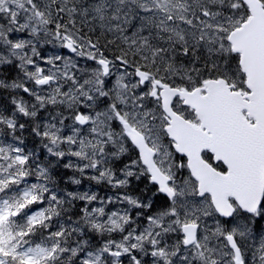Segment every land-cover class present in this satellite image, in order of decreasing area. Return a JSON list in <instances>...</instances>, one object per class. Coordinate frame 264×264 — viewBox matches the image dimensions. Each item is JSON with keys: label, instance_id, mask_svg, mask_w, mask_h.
<instances>
[{"label": "snow or ice", "instance_id": "obj_1", "mask_svg": "<svg viewBox=\"0 0 264 264\" xmlns=\"http://www.w3.org/2000/svg\"><path fill=\"white\" fill-rule=\"evenodd\" d=\"M54 42L69 55H41ZM14 63L25 79L0 89L35 103L0 110V264H264V0H0V66ZM49 106L71 116L38 121ZM17 114L49 154L77 159L66 168L113 188L148 175L155 192L59 195ZM129 145L120 179L108 164ZM73 201L85 207L66 226ZM117 201L131 207L106 210Z\"/></svg>", "mask_w": 264, "mask_h": 264}, {"label": "trees", "instance_id": "obj_2", "mask_svg": "<svg viewBox=\"0 0 264 264\" xmlns=\"http://www.w3.org/2000/svg\"><path fill=\"white\" fill-rule=\"evenodd\" d=\"M108 39L111 38L108 37ZM112 51L115 52L117 50L113 48ZM80 65L83 67L85 64L80 63ZM18 77L19 79L22 78L21 72L16 68L15 65H10L8 67L0 69V79L12 81L16 80ZM24 96H26L25 93L21 92L20 90L0 89V110H2L5 115H11V113L15 110V105L12 103L13 98L23 99ZM16 119L19 124L25 125V129L23 130V132H20L18 130L16 135L23 138V143L26 146V151H34L36 153L38 162L40 164L42 163L46 165L45 167L49 168V172L55 184V189L65 192L73 190L75 187L74 183L72 184L71 178H73L75 172L71 169L66 168L65 166H62L60 161L57 159L44 161V159H42L43 155L40 145L38 144L37 136L32 132V119L24 117L22 114H17ZM10 140L11 136L8 137V141ZM33 169H35V166H33ZM30 179H33V177H30ZM94 186L96 187V190L100 195H102L104 191H107V189H109L108 186L105 188L103 184H94ZM154 187L155 186L150 185L146 181V179H142L140 181L132 182L127 190L133 195H139L140 197L145 198L148 194H150L151 191H154L152 190ZM160 199H162V197L155 198L153 201L154 208L145 212L150 213L151 211H154L156 207H159ZM73 205L74 206L69 209L68 213L66 215H63L62 222L66 226H68L70 223L68 220V216H71L72 220H76L81 215L80 209L85 207L83 201H73ZM91 239L92 243L97 245L101 242V238L95 235H92Z\"/></svg>", "mask_w": 264, "mask_h": 264}, {"label": "rangeland", "instance_id": "obj_3", "mask_svg": "<svg viewBox=\"0 0 264 264\" xmlns=\"http://www.w3.org/2000/svg\"><path fill=\"white\" fill-rule=\"evenodd\" d=\"M25 34H21V36H23ZM110 37V36H109ZM13 39H16L17 37L16 36H13L12 37ZM111 38V37H110ZM119 43V42H117ZM51 47H50V50L49 48L45 51H41V55H55V54H61V55H64V56H68L69 55V52L67 50H63L59 47L58 44H56L55 42L53 44H50ZM45 46V45H44ZM43 46V47H44ZM39 62V61H38ZM92 64L90 61L87 62V66ZM44 66V65H42ZM29 70H34L32 68H29ZM114 79V77H113ZM54 113H57V112H54ZM50 116H55L53 115L51 112H46L44 115H42L39 119V121H48L50 119ZM65 125H71V123H68L67 120L64 121ZM85 135H87V130L83 131ZM64 134H69V129L66 127L65 128V132ZM11 142V140H10ZM167 141L165 140V143ZM50 155V154H48ZM177 153L174 154V160H175V163L179 164V161L177 160ZM65 158V163H69V161L73 162V163H77V159L75 157H64ZM116 173V172H115ZM90 175H96V173L92 170H89L85 173L84 176H81V174L78 172V175L75 177V179H78L81 181L80 184H75V188L72 192H84V191H89V192H95V193H98V191L96 190V187L93 185V184H99L97 183L96 181L94 180H91V179H88L87 177L90 176ZM116 176L120 179H123L124 177L122 176L121 177V174L120 173H116ZM187 176H185V172L182 171V169L178 172V178H186ZM30 179V178H29ZM35 177H33V179H30V181H33L35 182ZM100 183H107V182H100ZM110 188H113L111 185H109ZM117 188V187H116ZM119 189H121V187H118ZM58 194H60L58 192ZM126 195V194H124ZM123 194H118V193H109V194H106V195H101L98 194L99 197L101 198H107V197H116V196H124ZM128 196V195H127ZM99 206L98 202H93V204L90 206V207H97ZM131 206L129 204H127V202H119L117 201L116 203H112V204H108L107 205V211H116V210H123V209H129ZM134 209H132L133 211ZM133 215V214H132ZM133 217L135 218V216L133 215ZM218 219V218H217ZM236 221H231V223H235ZM140 224H143L144 223V219L142 217L141 221H139ZM205 224L209 227V229H212L214 228V220L213 218L209 217V218H206L205 220ZM229 226H231V224H229ZM260 227H264V222H258V227H257V231H259V228ZM113 239H119V236L118 235H114L112 237Z\"/></svg>", "mask_w": 264, "mask_h": 264}, {"label": "flooded vegetation", "instance_id": "obj_4", "mask_svg": "<svg viewBox=\"0 0 264 264\" xmlns=\"http://www.w3.org/2000/svg\"><path fill=\"white\" fill-rule=\"evenodd\" d=\"M113 127H114L115 130L118 129V127L115 124L113 125Z\"/></svg>", "mask_w": 264, "mask_h": 264}, {"label": "bare ground", "instance_id": "obj_5", "mask_svg": "<svg viewBox=\"0 0 264 264\" xmlns=\"http://www.w3.org/2000/svg\"><path fill=\"white\" fill-rule=\"evenodd\" d=\"M158 201V200H157Z\"/></svg>", "mask_w": 264, "mask_h": 264}]
</instances>
